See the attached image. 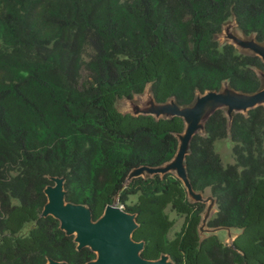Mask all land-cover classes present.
<instances>
[{
	"label": "trees",
	"instance_id": "obj_1",
	"mask_svg": "<svg viewBox=\"0 0 264 264\" xmlns=\"http://www.w3.org/2000/svg\"><path fill=\"white\" fill-rule=\"evenodd\" d=\"M230 17L264 42V0H0V264L96 259L57 219L42 216L55 178L65 201L85 206L92 222L117 197L134 218L131 238L142 243L144 260L264 264L262 106L229 124L215 110L184 160L192 190H209L215 201L207 227L239 230L231 246L216 235L200 238L204 205L188 201L172 174L125 183L133 169L173 159L184 123L121 113L116 100H131L146 85L155 103L178 106L224 84L243 94L260 90V58L216 41ZM82 70L88 79L79 84ZM226 137L234 162L224 166L213 145ZM167 208L183 218L172 239Z\"/></svg>",
	"mask_w": 264,
	"mask_h": 264
},
{
	"label": "water",
	"instance_id": "obj_2",
	"mask_svg": "<svg viewBox=\"0 0 264 264\" xmlns=\"http://www.w3.org/2000/svg\"><path fill=\"white\" fill-rule=\"evenodd\" d=\"M232 91V93H228V96L226 95L227 92L222 93L220 91H208L202 95L197 94L192 102V110L188 113V115L182 116L180 114H176L170 116L179 117L184 123L182 135L180 137L179 134L176 135L178 148L173 159L162 165L165 167L159 166L151 168L143 166L133 169L128 174L125 183H128L133 178L142 177L143 173H148L152 176H162L171 170H175L183 179L186 186L192 190L186 175L184 160L189 151L190 140L196 134L200 123L202 122L204 132V123L206 119L215 110H219L217 109L219 106H227L247 113L249 110L254 109L257 106H261L264 102V89L259 90L254 94H243L234 90ZM235 93L248 97L243 99L233 96L232 94ZM152 101L154 102L153 98ZM210 103L212 105L204 111V107ZM131 115L152 116L150 114ZM156 119H158V117ZM53 182L54 186L47 187L44 191L47 198V204L43 208L42 216L50 215L54 217L59 221L60 229H62L66 234H76L74 242L78 244V249L88 247L96 253V259L87 264H172L169 258L165 255L161 256L160 259L156 261H148L140 257L142 243H136L131 238V234L136 228V223L133 216L125 213L118 205L117 197H115L110 206L105 208L102 216L96 222H92L89 210L85 206L75 205L65 201L63 180L55 178L53 179ZM227 229L230 230V228ZM199 230H201V228ZM229 246H231V244ZM166 260L168 263H166ZM48 263L65 264L51 260H48Z\"/></svg>",
	"mask_w": 264,
	"mask_h": 264
},
{
	"label": "rangeland",
	"instance_id": "obj_3",
	"mask_svg": "<svg viewBox=\"0 0 264 264\" xmlns=\"http://www.w3.org/2000/svg\"><path fill=\"white\" fill-rule=\"evenodd\" d=\"M124 1V0H121ZM216 41L220 46L224 44L232 45L236 52L239 54L245 55H255L258 56L264 62V42H257L253 35H244L236 26L233 17L228 18V20L222 25L221 31L216 35ZM89 50H87L83 56V60H88ZM259 80H260V90L264 89V71H255ZM88 74L85 70L80 72L79 84H83L87 81ZM222 93H232L225 84L219 90ZM233 96L245 99L248 96H241L239 93L232 94ZM192 105L190 106H177L173 100H168L167 102L157 105L152 101L150 94V87L146 85L142 94L134 95L131 100L119 99L115 102L116 109L121 113L128 114H150L153 117L163 118L170 117L172 115L180 114L182 116L188 115L192 110ZM264 108V102L261 104ZM217 109L221 110L224 117L229 124L231 118L237 114H246L238 109L219 106ZM196 134L204 135L202 122L196 132ZM182 135L179 134V137ZM215 153L221 159L222 165L233 164V157L231 153L232 143L229 137L217 140L213 145ZM165 167V166H162ZM168 173L172 174L174 177L178 178L181 184L183 185L188 201L190 202H199L204 205L203 212L201 214L200 224L198 226V234L200 238H203L208 235H216L218 239L225 245H230L232 240L238 234L239 230L237 229H227V228H209L207 227L208 220L215 214L217 208L214 202L213 197L210 195L209 190L203 192H195L190 190L183 179L178 175L177 171L171 170ZM152 175L148 173H143L142 177H151ZM54 186V185H53ZM136 202V197L131 196L129 198L128 204L133 205ZM166 214L169 219L173 222V226L169 231L168 238L172 239L176 233L180 231V228L183 224V218L177 216L169 208L166 209ZM33 226V223L26 224L22 229V234H27L28 230ZM201 228V230H199ZM74 238L76 235H73ZM77 244V243H76ZM78 245V244H77ZM47 264H49L47 262Z\"/></svg>",
	"mask_w": 264,
	"mask_h": 264
},
{
	"label": "bare ground",
	"instance_id": "obj_4",
	"mask_svg": "<svg viewBox=\"0 0 264 264\" xmlns=\"http://www.w3.org/2000/svg\"><path fill=\"white\" fill-rule=\"evenodd\" d=\"M226 95L228 96L229 94L227 93ZM213 104H214V103H213ZM210 105H212V104L210 103L209 105L205 106V107H204V108H205L204 111L207 110V109L209 108ZM75 235H76V234H75ZM166 263H168L167 260H166Z\"/></svg>",
	"mask_w": 264,
	"mask_h": 264
},
{
	"label": "built area",
	"instance_id": "obj_5",
	"mask_svg": "<svg viewBox=\"0 0 264 264\" xmlns=\"http://www.w3.org/2000/svg\"><path fill=\"white\" fill-rule=\"evenodd\" d=\"M121 207V206H120ZM121 209H122V207H121Z\"/></svg>",
	"mask_w": 264,
	"mask_h": 264
}]
</instances>
